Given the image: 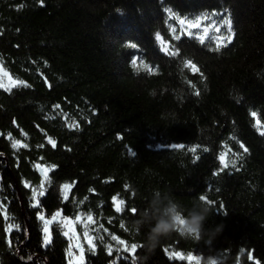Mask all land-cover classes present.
Segmentation results:
<instances>
[{"label":"trees","instance_id":"16d2710c","mask_svg":"<svg viewBox=\"0 0 264 264\" xmlns=\"http://www.w3.org/2000/svg\"><path fill=\"white\" fill-rule=\"evenodd\" d=\"M166 8L186 23L169 19ZM205 14L199 29H188L187 21ZM220 14L230 15L235 35L216 50V38L227 36L213 27ZM156 33L175 55L161 50ZM0 63L29 85L0 89V203L9 217L0 215V264H77L66 228L54 222L52 242L43 245V223L24 187L39 186L36 164L57 166L39 198L47 218L59 210L61 219L91 213L97 222L95 252L80 236L85 264H132L111 235L143 242L147 228L132 230L137 213L129 209H143L156 189L188 207L205 195L215 211L207 226L225 227L213 249L174 233L153 252L138 247L136 264H194L186 257L217 249L227 264L241 249L242 264H264V136L251 116L264 129V0H0ZM8 134L28 147L13 149ZM65 183L74 185L67 201ZM113 197L125 201L123 211ZM8 224L20 226L9 234L11 247Z\"/></svg>","mask_w":264,"mask_h":264},{"label":"snow or ice","instance_id":"6c2138e0","mask_svg":"<svg viewBox=\"0 0 264 264\" xmlns=\"http://www.w3.org/2000/svg\"><path fill=\"white\" fill-rule=\"evenodd\" d=\"M41 5H43V0H40ZM165 12L168 13V18L169 19H175L178 20L179 24L184 25L186 23L185 20L180 19L179 17H177L175 15L174 12H172L171 9H165ZM217 15V13H212V16ZM222 15V20L220 21L219 25H213L214 30L216 32H220L221 28H224L227 32V36H219L217 37V46H216V50H219L220 47H227L228 44L232 43V40L234 38L235 32L233 30V21L230 18V15L227 14H220ZM210 19V17L208 16V14H205L201 17H197L194 21H187V26L188 29H199L201 26V22L202 20H208ZM171 31L173 33L176 32L175 28H171ZM182 31H184L182 29ZM208 27H205L203 30V34L199 35L198 39L201 43H204L205 37L208 35ZM186 34L188 36H193L194 33L192 31H187ZM156 40L159 41L162 45L161 50L165 53V54H169V55H175L176 53L174 52H170L168 46L165 44L164 42V38L161 36L160 33H156ZM181 37L180 35H175L174 39L179 40ZM127 47L133 48L135 49L137 47V45L135 43H131L129 45H127ZM132 64L135 67L137 65V60L133 59L132 60ZM141 67L147 69L149 72L153 71V69L149 68V66L147 64H141ZM185 68L190 69L193 72H199V69L197 68V66L195 64H193L191 61H186L184 64ZM139 70V69H138ZM0 74H2V76H0V89H4L6 91H10L11 88L13 87H17V86H29L26 84L25 81L22 80H18V79H14L8 71H6L4 69V66L2 63H0ZM6 78V82L5 79ZM197 95H199V93H196ZM55 107L59 108V105H56ZM251 116L253 118H255V127H257V131L259 132V134L261 136H264V129H261L260 125H261V120L257 117V113L256 112H252ZM79 125L76 124H71L69 125V127H78ZM26 135V134H25ZM8 139L12 141L11 143V147L13 149H19V148H27L28 145L25 143H22L19 140L14 139L11 134H8ZM48 144H50L53 148H55L56 145V141L52 138H48ZM173 147L176 148H181L183 149L185 146L184 145H174ZM198 147V146H197ZM197 147H192L189 148L188 151L190 152H196L197 151ZM240 147L243 149V151L246 153L248 151V149L241 144ZM205 151H207V149H204ZM220 163L223 165V168H227L229 166V161L226 160V156L224 154H222L220 157ZM234 166V165H233ZM36 169L41 173L42 179L39 183L38 187H33L29 182H25L24 183V187L25 188H29L31 189V207L36 208L38 210L37 212V218L38 220H40L43 223V245L47 246L52 242L51 239V230H50V225H52L54 222L57 223L59 226L66 228L67 230H65L63 232V235L65 237H69V233L71 232L72 235L70 237L71 240L76 241L75 245L70 244L67 252H68V256L70 258L75 257L77 264H85V259H84V252H85V246L83 244L79 243L80 240V236H83L84 241L87 244L88 250L95 252L96 249V244L94 243L96 237H94L93 235L90 234V229H91V225H95L97 222L94 219L93 215L91 213H88L86 215H77L74 219L71 218H64L61 219L62 217V212L61 211H57L56 213L52 214L50 218H47L44 214V212L41 210L42 209V205L40 203V197H43L46 192H45V184L50 182V177H49V172L55 170V168L57 167L56 165H51V166H44L41 164H36L35 165ZM74 185L72 183H65L61 186V193H62V197L63 200L67 201L69 199V193L70 190L72 189ZM90 191H94L92 189H90ZM203 198V197H202ZM113 202H114V206H115V210L116 212H121L124 210L123 206L125 204V201L122 199H117V197H113ZM134 215L137 213V209L132 208L129 209ZM0 215L3 216L4 220H8L9 217L7 215L6 212V208L5 205L3 203H0ZM75 224H80L84 227V231L82 234H77L75 232V228L74 225ZM100 228L103 227V225L99 226ZM125 225L121 224V228H124ZM19 230L20 226L19 225H15V224H8V226L4 229L5 231V235L7 237V243L8 245L11 247L13 244L12 239L10 238L9 234L13 231V230ZM98 229H91V231H97ZM104 231H107V229H104ZM100 239L102 240L103 237H100ZM111 240L115 241L117 245H119L120 247H117L115 249L116 252H126L128 253L131 257H132V264L135 261V253L137 251V248L139 247L138 244L136 243H127L125 240L119 238L116 235H111ZM73 247H75L77 249V252L74 253L73 252ZM107 253L109 256L113 255V251L114 248L112 245H107ZM167 251V250H166ZM171 255L173 256H180L181 258L183 257V254L180 253H172ZM189 261H192L195 259V257L192 256H188L186 257ZM28 259H31V257H29ZM249 259H252L251 254L249 253ZM71 264V261H70Z\"/></svg>","mask_w":264,"mask_h":264},{"label":"clouds","instance_id":"9594fccd","mask_svg":"<svg viewBox=\"0 0 264 264\" xmlns=\"http://www.w3.org/2000/svg\"><path fill=\"white\" fill-rule=\"evenodd\" d=\"M213 212L215 211L212 201L205 195L193 198L191 206L188 207L175 200L170 191L162 192L156 189L148 198L146 206L137 212V218L132 221L131 227L136 232L147 228L143 242L138 244L147 252H153L163 239L171 237L174 233L186 240L197 243L203 241L207 248L213 249L214 241L225 227L223 223L215 227L207 226ZM243 256L244 250L241 249L235 264H242ZM227 259V254L217 249L207 257L196 256L194 264H227ZM133 264H136V260Z\"/></svg>","mask_w":264,"mask_h":264},{"label":"rangeland","instance_id":"374dc122","mask_svg":"<svg viewBox=\"0 0 264 264\" xmlns=\"http://www.w3.org/2000/svg\"><path fill=\"white\" fill-rule=\"evenodd\" d=\"M0 76H2V74H0ZM4 79H5V82H6V78H4ZM71 243L75 245L76 241L71 240ZM74 248H75V247H74ZM75 250H77V249L75 248Z\"/></svg>","mask_w":264,"mask_h":264}]
</instances>
